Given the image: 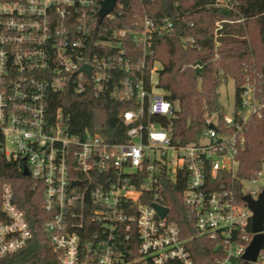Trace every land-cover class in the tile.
I'll list each match as a JSON object with an SVG mask.
<instances>
[{"label":"built area","instance_id":"1","mask_svg":"<svg viewBox=\"0 0 264 264\" xmlns=\"http://www.w3.org/2000/svg\"><path fill=\"white\" fill-rule=\"evenodd\" d=\"M102 1L0 0L3 153L23 172L27 168L41 190L43 230L52 248L42 263L27 264H130V252H136L133 264H195L164 203V181L178 180L185 182L183 202L198 234L224 245L226 256L215 264H237L254 237L248 231L253 213L243 198L258 200L264 189L245 184H256L262 172L242 181V202L224 178L239 169L246 126L255 118L264 122V80L248 79L235 113H225L222 121L210 118L197 143L173 144L171 130L153 121L175 115L153 82L155 68L149 87L116 77L132 70L124 57L127 39L146 54L154 34L173 26L146 19L134 31L102 30ZM114 51L120 55L112 56ZM69 93L134 103L122 115L127 142L74 133L65 110L54 105ZM15 196L3 187L0 264H19L33 239ZM155 205L169 210L165 218ZM257 263L264 264V250Z\"/></svg>","mask_w":264,"mask_h":264},{"label":"trees","instance_id":"2","mask_svg":"<svg viewBox=\"0 0 264 264\" xmlns=\"http://www.w3.org/2000/svg\"><path fill=\"white\" fill-rule=\"evenodd\" d=\"M111 19L101 23L102 30L134 31L146 19L155 25L172 24L163 35L154 34L145 54L133 40L124 43L132 66L130 73L116 74L118 79L143 80L150 86L151 71L160 64L158 83L165 99L174 106L172 118L155 117L153 121L171 130L173 144L197 143L208 129V120L222 121L225 110L220 103V89L229 79L235 81L236 104L247 80H264V0H228L221 6L218 0H119ZM113 52L112 56H119ZM55 110L62 107L65 117L77 134L89 132L112 144L127 142V127L122 115L136 108L134 103L90 94L69 93L55 101ZM54 110V111H55ZM53 111V112H54ZM236 176L226 175L224 184L242 202V181L251 180L264 171V122L252 120L245 128V145L238 155ZM23 167L7 160L0 134V219L2 193L5 185L14 192L15 203L25 212L33 239L19 264L42 263L50 255L48 238L43 230L47 214L43 209L42 192L34 188ZM165 205L170 208V222L181 232L195 264H215L226 256L224 245L198 234L195 223L184 206L185 182L164 181ZM251 234V229H248ZM134 250V247L130 248ZM136 252H130L133 264ZM237 264H252L239 259ZM260 264V263H257Z\"/></svg>","mask_w":264,"mask_h":264},{"label":"water","instance_id":"3","mask_svg":"<svg viewBox=\"0 0 264 264\" xmlns=\"http://www.w3.org/2000/svg\"><path fill=\"white\" fill-rule=\"evenodd\" d=\"M119 0H103L101 2V9L98 12V22L101 24L103 20L117 9ZM84 71L90 74L91 70L85 67ZM212 127V126H211ZM24 175L29 176L28 169H24ZM243 201L248 205L253 213L251 221V231L254 235L251 243L242 256V260L248 263L255 264L258 261L260 253L264 250V189L259 195L258 200H254L251 196H245ZM157 213L165 218L169 210L165 207L155 205Z\"/></svg>","mask_w":264,"mask_h":264},{"label":"rangeland","instance_id":"4","mask_svg":"<svg viewBox=\"0 0 264 264\" xmlns=\"http://www.w3.org/2000/svg\"><path fill=\"white\" fill-rule=\"evenodd\" d=\"M221 6H225L228 0H218ZM161 70L160 64H155V69L152 73L153 82L155 84L158 83V72ZM161 91V90H160ZM157 93H160L157 91ZM220 103L222 104L225 113L229 116H232L235 113V104H236V85L235 81L229 79L228 82L223 85L220 89ZM154 159V156L152 157ZM246 188L249 190H260L264 187V171L262 172L261 176L258 178L256 184H245Z\"/></svg>","mask_w":264,"mask_h":264}]
</instances>
